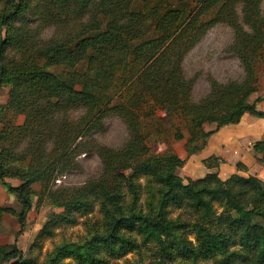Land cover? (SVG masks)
<instances>
[{
    "label": "trees",
    "instance_id": "trees-1",
    "mask_svg": "<svg viewBox=\"0 0 264 264\" xmlns=\"http://www.w3.org/2000/svg\"><path fill=\"white\" fill-rule=\"evenodd\" d=\"M137 1L0 0V84L10 86L9 106L25 117L22 125L0 136L13 141L10 149L0 151V183L20 200L17 217L23 224L32 207L33 182L48 185L77 154L98 152L99 178L49 195L78 212L100 199L107 229L83 242L57 245L42 264H67L63 259L68 257L78 264H109L110 257L147 244L155 250L145 264L199 257L218 264H264V180L238 174L222 180L215 171L184 179L177 173L175 153L150 155L151 143L163 139L164 124L175 128L174 140H183L192 154L210 134L239 122L244 113L264 118L255 106L264 96L250 100L258 85L257 62L264 55L260 0H224L204 22L198 17L213 0H203L185 17L181 7L164 0H141L140 8ZM238 2L242 21L236 15ZM219 21L234 28L229 51L238 57L244 76L221 82L208 75V92L195 100V79L186 75L183 62L207 27ZM46 26L53 28L49 37L41 34ZM77 108L83 113L72 120L69 112ZM110 115L127 127L126 142L111 148L88 141ZM205 123L215 126L204 131ZM24 138L25 146L14 151ZM253 148L264 153V140ZM219 161L210 156L203 163L216 167ZM9 164L25 173L21 185L6 182L14 175ZM141 176L146 180L145 212L137 207L142 188L135 178ZM124 186L132 201L127 208L119 203ZM175 208L183 213L171 216ZM6 211L15 213L0 206V220ZM16 255L9 250L3 257Z\"/></svg>",
    "mask_w": 264,
    "mask_h": 264
},
{
    "label": "rangeland",
    "instance_id": "rangeland-1",
    "mask_svg": "<svg viewBox=\"0 0 264 264\" xmlns=\"http://www.w3.org/2000/svg\"><path fill=\"white\" fill-rule=\"evenodd\" d=\"M157 1V0H152ZM203 0H164L166 5L173 4L184 10V17L194 13L202 5ZM224 0H213L208 8L203 10L198 17V21L204 22L215 16ZM242 2L236 6V15L242 21ZM141 0H138L136 6L140 8ZM260 13L264 17V0H260ZM226 13V12H224ZM227 19V15H222ZM245 29H248L245 26ZM53 32L52 26H46L42 29V36L49 37ZM234 37V28L224 21L215 22L207 27L206 34L202 40L186 55L183 66L188 77L194 78L193 98L198 100L209 90L207 81L208 75L221 82L229 79H242L244 76L243 68L238 57L229 51V45ZM52 69L53 68H49ZM257 74L264 87V55L257 62ZM8 84H0V136L2 132H8L17 125L24 122V114L12 109L9 106ZM83 113V109L77 108L70 110V117L76 119ZM215 123H205L204 131L214 128ZM165 132L163 140L168 142L174 139L175 128L164 124ZM185 133H187L185 131ZM88 141L94 140L96 144H102L111 148L121 147L129 137L125 124L116 115H110L103 119L102 128L91 132ZM9 142L0 139V151L3 147H9L13 143L12 138ZM159 141V140H158ZM151 143L150 155L156 156L158 153L156 143ZM89 142L88 144H90ZM26 144L24 138L19 145L14 146V151H20ZM93 144V143H91ZM14 145V144H13ZM9 151V150H8ZM160 155V154H158ZM157 164V161H153ZM8 171L14 175L8 176L5 180L13 187L21 185L25 179V173L19 174L15 171V164L8 165ZM103 173V165L98 152L80 153L75 156L74 161L68 168L62 172L54 174L48 185L45 182L37 181L30 185V196L32 207L27 211L23 224L19 222L18 213L21 210V203L14 192H9L0 183V206L14 210L3 212L0 220V264H42L47 261L49 254L57 245L64 243L83 242L94 233L104 232L107 229L106 215L100 208V199H94L92 208L85 212H78L74 209H67L61 203L54 201L49 195V191L55 192L64 188H75L84 185L99 178ZM126 173H130L127 171ZM135 182L141 185V194L137 202V207L144 212L146 207V180L141 177L135 178ZM122 194L119 203L127 208L132 203L130 192L126 187L121 188ZM112 208V206H111ZM183 213L182 208L173 209L171 216H177ZM58 215V216H56ZM63 215V216H62ZM44 228H47L44 230ZM43 231V233H42ZM131 235V234H130ZM132 237V236H129ZM193 239V235L189 234ZM137 241H141L137 236ZM148 245V246H147ZM142 245L139 251H128L118 258H109V264H145V262L154 257L152 252L155 250L152 244ZM15 250L17 255L9 260H5L3 255L9 251ZM168 264H218L213 259H173L167 260ZM63 263L78 264L72 258H64ZM235 264H250L237 262Z\"/></svg>",
    "mask_w": 264,
    "mask_h": 264
},
{
    "label": "crops",
    "instance_id": "crops-1",
    "mask_svg": "<svg viewBox=\"0 0 264 264\" xmlns=\"http://www.w3.org/2000/svg\"><path fill=\"white\" fill-rule=\"evenodd\" d=\"M264 96V87L258 78L256 90L250 96L254 101ZM258 110L264 111V99L255 101ZM264 140V118L244 113L240 121L221 126L210 134L204 146L197 152L187 154L183 140H159L156 143L158 154L171 151L178 157L177 173L184 179H198L215 171L222 180L232 174L254 175L264 180V153L256 152L253 143ZM216 156L220 161L216 167H208L203 160Z\"/></svg>",
    "mask_w": 264,
    "mask_h": 264
}]
</instances>
